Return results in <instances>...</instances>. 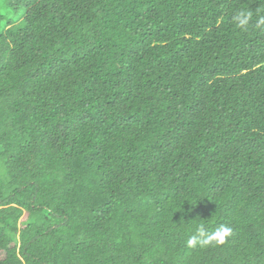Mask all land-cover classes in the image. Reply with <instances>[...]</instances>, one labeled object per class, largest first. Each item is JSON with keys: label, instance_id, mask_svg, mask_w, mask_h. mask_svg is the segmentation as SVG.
I'll return each instance as SVG.
<instances>
[{"label": "trees", "instance_id": "1", "mask_svg": "<svg viewBox=\"0 0 264 264\" xmlns=\"http://www.w3.org/2000/svg\"><path fill=\"white\" fill-rule=\"evenodd\" d=\"M261 17L0 0V264H264ZM197 223L232 233L189 249Z\"/></svg>", "mask_w": 264, "mask_h": 264}, {"label": "clouds", "instance_id": "2", "mask_svg": "<svg viewBox=\"0 0 264 264\" xmlns=\"http://www.w3.org/2000/svg\"><path fill=\"white\" fill-rule=\"evenodd\" d=\"M252 12L248 10L237 11L232 17L233 23L242 30H247V26L251 20ZM264 24V17L257 21V27ZM189 212L191 209L188 210ZM232 233V228L227 224H219L212 231H207L204 223H197L195 231L189 235L186 241V247L194 249L197 247H206L210 245H222L227 237Z\"/></svg>", "mask_w": 264, "mask_h": 264}]
</instances>
